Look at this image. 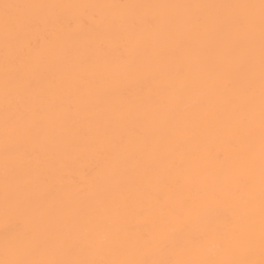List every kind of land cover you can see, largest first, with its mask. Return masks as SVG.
Here are the masks:
<instances>
[{"label": "bare ground", "instance_id": "obj_1", "mask_svg": "<svg viewBox=\"0 0 264 264\" xmlns=\"http://www.w3.org/2000/svg\"><path fill=\"white\" fill-rule=\"evenodd\" d=\"M260 4L0 0V264H261Z\"/></svg>", "mask_w": 264, "mask_h": 264}, {"label": "snow or ice", "instance_id": "obj_2", "mask_svg": "<svg viewBox=\"0 0 264 264\" xmlns=\"http://www.w3.org/2000/svg\"><path fill=\"white\" fill-rule=\"evenodd\" d=\"M6 9L8 5L4 6ZM261 39H262V50H261V87H262V105H261V122H262V135H261V246L264 251V0H261ZM129 70H136V66L129 62L127 64ZM14 264H35V262L28 261H17ZM49 264H60V262L52 261ZM81 264H88V262H81ZM124 264H140V262H124ZM162 264V262H157ZM224 264H253L252 261L247 260H231L225 261ZM264 264V260L261 261Z\"/></svg>", "mask_w": 264, "mask_h": 264}]
</instances>
